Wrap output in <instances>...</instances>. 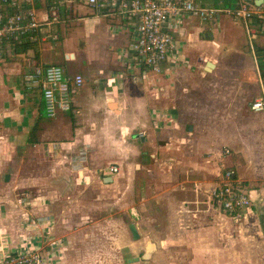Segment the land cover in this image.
<instances>
[{
    "label": "crops",
    "instance_id": "1",
    "mask_svg": "<svg viewBox=\"0 0 264 264\" xmlns=\"http://www.w3.org/2000/svg\"><path fill=\"white\" fill-rule=\"evenodd\" d=\"M39 1L38 7L44 6L45 0ZM199 2L205 4V0ZM85 4L84 0H75L58 5L61 22L50 27L57 34L56 39L39 33L28 50L21 46L0 48V250L25 249L30 243L39 249L50 240L59 243L51 233L53 223L30 226L32 220L44 215L53 222L49 201L44 200H49V194L38 193L32 199L17 197V183L22 187L28 178H20L19 173L9 170L14 162L42 163L51 162V158L55 165L47 181L52 187L70 176L86 180L97 172L113 178L125 163H138L134 165L143 167L149 175L154 173L161 196L165 195L161 209L167 216L158 230L165 234L155 246L180 247L179 254L186 257L184 263L264 264V112L254 113L246 104L243 106L244 83L239 74L231 77L234 85L224 83L230 90L222 92L228 94L224 102L218 100L223 103L222 109L214 106L215 90L206 87V104L210 103L207 111L213 118L230 103L225 111L229 110L234 122L240 121V137L230 146L229 134L225 135L231 128L235 130L236 124L221 131L214 127L202 130L188 122L200 121L196 105L204 98L198 89L194 95L184 96L178 102L179 108H167L159 95L163 87L156 90L170 76L192 71L188 62L178 63L185 62L189 55L183 52L180 38L197 37L203 27L209 28L213 22L200 25L196 18L188 17L175 36L179 43L177 61L159 74L145 73L131 71L127 66L130 36L120 19L101 15ZM190 24L195 26L191 30ZM245 36L246 48H233L230 43L232 48L221 51L229 57L225 68L232 73L241 72L253 64L249 79L261 87L264 74L261 78L256 56ZM206 40L209 39L201 41ZM260 40L264 42L263 32L252 38V46ZM247 61L249 64L245 65ZM28 62L60 66L65 77L82 76V85L72 91L70 112L53 119L45 116L41 94L27 91L22 85ZM205 68L208 72L215 66ZM247 109L251 114H242L244 110L248 113ZM224 149L228 156H221ZM109 163L117 167L115 172L108 171L112 165ZM223 168L232 170L251 196L250 212L238 222L218 212L209 198L211 185ZM38 182L34 179L36 191ZM51 189L48 187V193ZM47 253L48 263L54 264L60 254L58 249L51 248Z\"/></svg>",
    "mask_w": 264,
    "mask_h": 264
},
{
    "label": "rangeland",
    "instance_id": "2",
    "mask_svg": "<svg viewBox=\"0 0 264 264\" xmlns=\"http://www.w3.org/2000/svg\"><path fill=\"white\" fill-rule=\"evenodd\" d=\"M205 4L212 3L205 0ZM217 20L219 22L215 21L211 27H203L197 37L187 35L183 39L180 38L181 45H184L183 52L186 54L188 52L189 55L186 56L188 58L185 62L178 63L183 65L188 62V65H192L190 69L192 71L178 72L173 78L170 76L167 82L159 83L160 87H156V90L158 92L163 87V90H159V95L162 100H165L163 104L170 108V106L178 107L180 105L178 102L183 100L184 96H192L198 89L200 93H203L202 98H204V101L196 105L201 114L200 121L196 119L193 122H188L202 130L214 127L221 131L236 124V129L231 128V131L225 135L226 137L229 134L230 143L227 145L231 146L240 137L238 134L240 121L236 119L234 122L229 117V110L225 111L227 107L231 106L230 103L225 105L224 110L215 114L218 116L214 119L207 111V108H210L207 105L210 103L206 104L208 101L206 87L209 86L215 90L216 102H213L214 106L217 110L222 109L223 103L219 101L224 102L228 98V94L225 95V93L230 90L224 86V83L234 85L235 79L231 77H234V74H239L244 83L241 86L245 97L243 106L245 107L246 104L249 108L252 101L264 92V79L261 80V87L258 86V83L250 81L249 76H251V72H254L253 69H250L253 64L248 68L245 67L247 71L242 69L241 72L234 71L232 73L228 68H225L229 57L221 51L227 49L226 47L232 48L230 43H233V48L242 47L244 49L247 46L245 45V34L235 18L220 15ZM203 23L207 24L208 22H198L200 25ZM214 24L217 25L214 26ZM193 27L195 26L190 24L188 29L191 30ZM209 31L213 34L212 39L201 41L205 39L203 36ZM178 32L175 34L177 35ZM176 45L179 46L177 40ZM57 46L59 48L60 43ZM256 46L264 48V42L260 40ZM208 62L213 63L215 68L207 72L204 71V68ZM244 64L249 63L247 61ZM224 70L226 71L224 72ZM139 78L140 76L137 77L138 80ZM224 78H228V80H223ZM224 91L225 93L222 95ZM247 112L244 110L242 114H251L249 109ZM48 161L51 162H14L9 170L19 173L20 178H28V183L23 184L22 187H19L17 183L15 193L17 197L26 196L32 199L38 193L49 194V200L48 198L44 200L49 201L47 205H49L48 209L55 226L51 233L55 239H59L60 244L51 247L46 241L39 250L45 249L49 252L51 248L58 249V254H60L54 264H188V262L184 263L185 255L182 256L178 252L180 247L155 246L158 239L165 234L158 230L160 224L167 221V216L161 209L165 195L161 196L162 191L154 173L149 175V172H145L143 167H136L135 165L138 163H134L135 165L125 163L112 175L111 181L103 182L104 176L97 172L86 180L84 178L77 180L70 176L67 181L52 187L47 179L50 177L49 173L55 163H52L51 158H48ZM80 177H83V174ZM34 179L39 181V191L34 190ZM48 187L53 188L52 192L48 193ZM32 216H34L33 213H31ZM130 223L135 224L138 229L139 236L136 239H132L128 231ZM148 242L149 244L153 243L154 247L150 250L149 256L143 258L142 254ZM135 256L140 257V260L132 263L127 262L128 258Z\"/></svg>",
    "mask_w": 264,
    "mask_h": 264
},
{
    "label": "built area",
    "instance_id": "3",
    "mask_svg": "<svg viewBox=\"0 0 264 264\" xmlns=\"http://www.w3.org/2000/svg\"><path fill=\"white\" fill-rule=\"evenodd\" d=\"M53 1L48 6L35 8V0H0V48H11L16 43L34 44L39 33L49 34L52 39H56L57 34H53L50 27L61 22L58 5L75 0ZM84 1L89 9L120 19L130 36L127 66L131 71L159 74L170 63H175V33L182 29L188 17L213 23L219 22L217 19L220 15L235 18L243 27L250 49H253L252 38L264 33V1L247 4L245 0H238L232 9L214 8L201 4L199 0ZM21 81L25 90L41 94L44 114L53 119L60 113L70 112L72 91L82 85L83 79L79 74L65 77L60 66L28 62ZM249 108L254 113L264 112V92L252 101ZM221 153L223 157L229 155L226 149ZM107 169L115 172L117 167L111 165ZM211 186L209 198L218 212L235 222L250 212L249 191L232 170L223 168ZM30 223L35 228L39 223L48 225L53 222L44 215ZM48 244L56 247L59 243L50 240ZM48 256L45 249H36L30 243L25 249L11 252L0 250V264H44L48 263Z\"/></svg>",
    "mask_w": 264,
    "mask_h": 264
},
{
    "label": "trees",
    "instance_id": "4",
    "mask_svg": "<svg viewBox=\"0 0 264 264\" xmlns=\"http://www.w3.org/2000/svg\"><path fill=\"white\" fill-rule=\"evenodd\" d=\"M211 1L212 5L214 8H223V9H232L233 7H235L238 3V0H209ZM44 6H48L50 4H53L54 1L53 0H45L44 1ZM40 4V1L35 0V5L34 7H38V5ZM34 45L33 43H16L13 46V49L17 48L18 46L22 47V50H28L30 48V46ZM253 52L254 55L256 56V60H257V66H258V71L260 74V77L263 78V70H264V48H259L256 45H254L253 47Z\"/></svg>",
    "mask_w": 264,
    "mask_h": 264
},
{
    "label": "water",
    "instance_id": "5",
    "mask_svg": "<svg viewBox=\"0 0 264 264\" xmlns=\"http://www.w3.org/2000/svg\"><path fill=\"white\" fill-rule=\"evenodd\" d=\"M264 0H259V3H261V2H263ZM212 36H213V34L211 33V32H207V33H205V35L203 36V38H205V39H212ZM214 67V65H213V63H211V62H208L207 63V65H206V68H205V70H210L211 68H213ZM190 129V128H189ZM112 180V178H111V176L110 175H107V176H105L104 178H103V182H107V181H111ZM128 228H129V233H130V235H131V238L132 239H136V238H138V229H137V227H136V225L135 224H133V223H130L129 225H128ZM154 247V244L152 243V244H149V242L146 244V249H145V251L143 252V254H142V257L143 258H147L148 256H149V252H150V250L152 249ZM138 260H140V257H138V256H135V257H132V258H128L127 259V262L128 263H132V262H136V261H138Z\"/></svg>",
    "mask_w": 264,
    "mask_h": 264
}]
</instances>
